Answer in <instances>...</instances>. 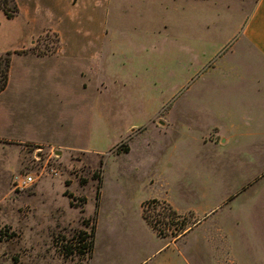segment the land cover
<instances>
[{
  "label": "rangeland",
  "instance_id": "rangeland-1",
  "mask_svg": "<svg viewBox=\"0 0 264 264\" xmlns=\"http://www.w3.org/2000/svg\"><path fill=\"white\" fill-rule=\"evenodd\" d=\"M256 1L10 2L11 61L46 58L0 94V264H264V145H228L232 121L264 133V92L231 74ZM151 199L179 208L166 236Z\"/></svg>",
  "mask_w": 264,
  "mask_h": 264
},
{
  "label": "crops",
  "instance_id": "crops-1",
  "mask_svg": "<svg viewBox=\"0 0 264 264\" xmlns=\"http://www.w3.org/2000/svg\"><path fill=\"white\" fill-rule=\"evenodd\" d=\"M0 12H2L0 13V25L6 22L12 23L16 21L18 18L16 17L14 19H9L5 15L4 11L0 10ZM10 30L12 31L0 36V54L6 53L7 51H10V50H13V51L24 50V49L26 50L27 48L28 36L24 34L22 27H16ZM239 30L240 32H239L238 38L244 41L243 45H240L239 50H242V51L244 50L246 54V58L247 59L250 58L252 64L250 62V66L249 67L245 66L246 69H244L238 61L237 62L234 61L232 64L233 70L231 74H234L237 77H241L240 76L241 74L246 77L248 76L251 77L253 81L255 80V82L258 84V87L260 88V90L264 92V0L256 1L254 9L252 10V12L250 13L246 21L242 24ZM9 37L11 39L14 38V39L19 40L18 44H16L13 49H9V47L3 45L6 42L5 39H8ZM29 56L46 58V57H41L40 55L35 54L32 51H29L23 54H13L11 62H13L18 57H29ZM12 66L9 72L8 85H9L10 78H11ZM5 90L3 92H5ZM3 92H1L0 94H2ZM242 124L243 123L240 120H236V122L232 121L231 129H230L231 133H230V136H228L229 146L231 145L238 146L239 143L241 145L243 144L244 141L246 145H253V144L264 145V133L253 134L251 132H247L248 130H251V128H249L246 124L245 125H242ZM242 131H246V132L243 133ZM26 141L35 142L32 140H26ZM26 141H21V142H26ZM251 151L252 150H250L249 152L250 155H252ZM175 209L179 210V208H176V207ZM142 212H143V209H142Z\"/></svg>",
  "mask_w": 264,
  "mask_h": 264
},
{
  "label": "trees",
  "instance_id": "trees-1",
  "mask_svg": "<svg viewBox=\"0 0 264 264\" xmlns=\"http://www.w3.org/2000/svg\"><path fill=\"white\" fill-rule=\"evenodd\" d=\"M12 0H0V9H2L6 15L9 18H13L15 15V13L10 9V2ZM11 55L12 52L8 51L5 54V57H1L0 56V93L3 92L6 87H7V83H8V75H9V70H10V65H11ZM126 152H129V149L126 150ZM100 191L98 189L97 191V195L99 196ZM150 206H153L154 208H158L159 206L161 208H163V212L164 215L166 216V218L168 219H163V220H158V219H153L151 218V216L148 214V209ZM142 209H143V217L144 219L147 221V223L155 230L158 232V234L160 236H166V234L164 235V233L162 232V229L159 227V222H163L165 223V225H169V228H171L172 226L176 225V220H178V217H180L177 213L176 210H174L172 208L171 205H169L168 203H166L165 201H160L158 199H151L148 201H145L142 205ZM182 226L185 225L184 222L181 223ZM188 232L187 229L182 228L181 232L179 235H177V237L181 236L182 234H186ZM95 234H96V224L93 225L92 227V234L90 235L91 237V241L86 242V239H82L79 241V243L82 241L84 242L83 245L80 247L81 249L83 248L85 251H82L80 253L83 252H88L90 253V255L93 254L94 251V245H95ZM74 251L70 250L67 255H71L73 254Z\"/></svg>",
  "mask_w": 264,
  "mask_h": 264
},
{
  "label": "built area",
  "instance_id": "built-area-1",
  "mask_svg": "<svg viewBox=\"0 0 264 264\" xmlns=\"http://www.w3.org/2000/svg\"><path fill=\"white\" fill-rule=\"evenodd\" d=\"M34 178L32 176H26L25 178H23L19 184L18 187H27L29 185L34 184Z\"/></svg>",
  "mask_w": 264,
  "mask_h": 264
}]
</instances>
